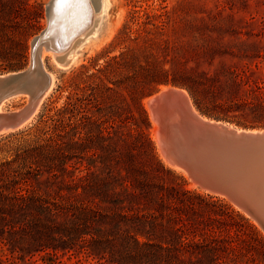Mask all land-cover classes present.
Masks as SVG:
<instances>
[{
	"label": "trees",
	"instance_id": "16d2710c",
	"mask_svg": "<svg viewBox=\"0 0 264 264\" xmlns=\"http://www.w3.org/2000/svg\"><path fill=\"white\" fill-rule=\"evenodd\" d=\"M178 14L166 13L167 22L179 19L175 34L194 30ZM37 23L35 16L32 27ZM141 25L124 28L123 52L72 77L73 91L61 106L50 103L34 125L0 138V263L194 264L196 245L199 264L227 262L230 243L221 246L206 232L215 224L231 237L229 224L195 204L185 183H169L175 172L159 156L142 98L160 84L185 87L213 116L227 111L218 91L237 105L242 87L253 80L259 89L261 79L252 78L248 65L224 63L212 75L195 70L186 56L194 45H179L166 22L151 15ZM257 34H264V21ZM253 48L226 52L250 57Z\"/></svg>",
	"mask_w": 264,
	"mask_h": 264
},
{
	"label": "rangeland",
	"instance_id": "374dc122",
	"mask_svg": "<svg viewBox=\"0 0 264 264\" xmlns=\"http://www.w3.org/2000/svg\"><path fill=\"white\" fill-rule=\"evenodd\" d=\"M48 1L0 0V74L22 71L29 66L30 43L32 38L46 26V3ZM168 11L179 12L180 15H178L187 21L188 26H194V30L175 34L174 29L179 19L175 16V19L169 21L170 23L167 22L166 13ZM147 15H151L154 22H161V24L166 22V33L171 39H176L179 45H194V50H190L186 56L194 58L195 70L208 72L212 75L224 63L238 65L240 68L248 65V69L252 72V78L261 79L259 89L256 88L253 80H250V85L247 83L242 87V99L237 105L230 102L226 91H218V105L223 106L227 111H217L212 114L213 116L204 113L197 107L185 87L173 84L158 85L153 92L142 98V103L149 114L152 126L151 134L159 156L165 165L175 172L168 176L169 183H185L186 189L194 191L195 204H198L206 213L216 216L220 223L223 221L225 224H229L231 237L227 231L225 232L227 227L226 229L225 227L224 229L216 228L215 224L206 232L208 236L218 239L221 246L227 242L232 246L229 249L231 252L225 259L228 263L222 264H264V230L228 197L201 188L192 181L184 169L174 167L167 162L157 139L158 130L155 128L157 123L145 102L150 96L160 91L163 86L181 87L189 93L195 109L207 119L222 121L237 129H264V121L260 119L264 112L259 105L260 102H264V83H262V79L264 80V34H257L262 29L264 21V0H109L102 19L95 28L97 31L92 32L76 49L78 56L75 61L63 67L57 64L53 52L44 55L43 63L48 70L46 72L52 74L49 73L53 79V86L44 97L35 115L18 130L34 125L39 114L50 103L61 106L70 91H73L72 77L84 69L83 66L87 68L88 73L95 72L97 68L105 64L106 60L123 52L128 43L119 42L118 37L126 26H131L133 30L142 28L140 24ZM35 16L38 23L32 27L35 24ZM149 27H153V25L150 24ZM134 36V34L131 35L132 38ZM251 43H256L258 49L253 48L250 57L235 56L226 52L230 51V48L241 52ZM260 46L263 47V50ZM156 53L162 60V65L168 68L169 63H165L163 52ZM243 53L244 51L241 54ZM106 83L113 85L109 80ZM251 87L256 89L254 94L245 91ZM124 93L127 94V91ZM246 98H249L252 103L248 105ZM29 99L27 94L13 96L2 105V112L19 110L29 102ZM18 130L3 133L0 138ZM232 210L245 218L246 226H241L243 223L241 218L232 214ZM220 223L216 222V226H219ZM251 227L255 231L253 237L250 235ZM201 249L197 245L194 246V264L200 263ZM203 264L207 263L203 262Z\"/></svg>",
	"mask_w": 264,
	"mask_h": 264
},
{
	"label": "water",
	"instance_id": "95a60500",
	"mask_svg": "<svg viewBox=\"0 0 264 264\" xmlns=\"http://www.w3.org/2000/svg\"><path fill=\"white\" fill-rule=\"evenodd\" d=\"M101 7V0L46 3V26L31 40L29 66L0 74V103L19 94L30 98L19 110L0 112V135L22 128L50 91L43 50L53 52L60 64L70 65V50L93 32L94 15ZM166 87L150 97L152 113L160 122L161 152L172 166L186 169L195 184L228 197L264 230V217L255 209L257 204L264 207V129L239 131L222 121L201 117L189 105L186 116L178 105L184 104L185 95L179 90L183 88ZM250 184L257 193L250 191Z\"/></svg>",
	"mask_w": 264,
	"mask_h": 264
},
{
	"label": "bare ground",
	"instance_id": "6f19581e",
	"mask_svg": "<svg viewBox=\"0 0 264 264\" xmlns=\"http://www.w3.org/2000/svg\"><path fill=\"white\" fill-rule=\"evenodd\" d=\"M102 1V7H101V10L99 11V13L98 12H96L95 13V15H94V20L95 19H97V23L95 24V26H94V24H93V26H94V30H93V32H96L97 31V29H95L98 25H99V23H100V21H101V19H102V15H103V13H104V11L106 10V6H107V4L109 3V0H101ZM88 38V37H87ZM86 38V39H87ZM84 41H82V42H80V44L77 46V47H79L82 43H83ZM77 47H76V49H77ZM76 49H71L70 50V52H69V55H68V59H69V62L68 63H72L73 61H75L76 60V58H77V56H78V50H76ZM48 52H51V51H47V50H43V52H42V62H43V59H44V55L45 54H47ZM49 54V53H48ZM53 56H54V53H53ZM55 59V58H54ZM56 60V59H55ZM57 62V64L58 65H60V66H63V67H66V66H68V65H62V64H60L58 61H56ZM44 64V63H43ZM45 67V66H44ZM45 70H47L46 68H45ZM48 71V70H47ZM50 73V72H49ZM48 73V74H49ZM51 74V73H50ZM52 75V74H51ZM51 75H50V77H51ZM52 78V77H51ZM54 78V77H53ZM53 79H51V85H50V89H51V87L53 86ZM170 86V85H169ZM175 87V86H174ZM168 87H166V86H163L161 89H167ZM181 88V87H180ZM182 93H183V95H185L184 97H185V100H184V104H183V102H178L179 104V107H180V110H181V112L184 114V115H186V116H189V112H190V109H189V107L187 106V105H189L190 106V108H191V110L192 111H194L195 113H197L198 115H200V112H198L197 111V109H195V107L193 106V104H192V102H191V98H190V96H189V93L185 90V89H179ZM151 97V96H150ZM8 100V99H7ZM150 100H151V98H148V99H146V104H147V106L149 107V109H150V111H151V115H152V117H153V119H154V121L157 123L156 125H155V128H156V130H158V128H159V126H160V122L157 120V119H155V117H154V115H153V113H152V106H151V104H150ZM5 101L6 100H4V101H2L1 103H0V112L2 113V105L5 103ZM186 101H187V103H186ZM42 102V101H41ZM41 102H40V104H41ZM40 106V105H39ZM39 106H38V108H39ZM38 108H37V110H38ZM37 110H36V112H37ZM5 112V111H4ZM150 115V116H151ZM202 115V114H201ZM200 115V116H201ZM202 117V116H201ZM205 119H206V117H204ZM239 131H242V129H238ZM256 130H258V129H256ZM157 137V136H156ZM158 140H159V143H160V145H161V148H162V135L159 133V131H158V138H157ZM163 156H165V154H164V152H163ZM165 158H166V160H167V157L165 156ZM166 162V161H165ZM167 162H168V160H167ZM169 163V162H168ZM191 167H194V165H190ZM175 167V166H174ZM185 171L188 173V171L185 169ZM195 185V184H194ZM249 189H250V191H253V192H255V193H257V190H256V188H255V186H253L252 184H250L249 185ZM256 197V196H255ZM256 210H257V212L258 213H260L263 217H264V207L262 208L259 204H257V206H256V208H255Z\"/></svg>",
	"mask_w": 264,
	"mask_h": 264
},
{
	"label": "snow or ice",
	"instance_id": "6c2138e0",
	"mask_svg": "<svg viewBox=\"0 0 264 264\" xmlns=\"http://www.w3.org/2000/svg\"><path fill=\"white\" fill-rule=\"evenodd\" d=\"M58 3H66L69 2V0H57ZM75 2H85V0H75Z\"/></svg>",
	"mask_w": 264,
	"mask_h": 264
}]
</instances>
